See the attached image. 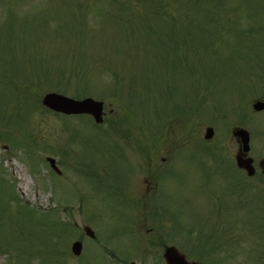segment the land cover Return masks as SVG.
I'll return each mask as SVG.
<instances>
[{"label":"rangeland","instance_id":"374dc122","mask_svg":"<svg viewBox=\"0 0 264 264\" xmlns=\"http://www.w3.org/2000/svg\"><path fill=\"white\" fill-rule=\"evenodd\" d=\"M175 1L174 8L165 10L176 22L172 28L163 21L162 11L154 9L159 11L157 16L153 10L147 11L154 21L150 27L126 36L129 39L121 44L123 49H113L115 55L110 56L104 41L118 44L121 36H116L117 42L110 40L116 33L128 35L141 28L136 22V11L142 7L122 8L121 0H0V118L6 116L8 121L0 120V132L9 131L12 136L9 141L0 139V264H108L110 260L86 236L82 237L81 254L74 256L70 252L72 241L81 234V226L91 223L104 243L111 241L131 251L134 242L138 243L136 236L140 246V240L146 246L144 239L148 242L153 236L147 229L153 227L151 231L159 234L156 227L161 223L150 214L153 193H147L143 179L161 172L170 155L178 152L175 172L169 174L161 191L167 210V232L205 242L215 233L214 227L219 226L228 242L224 250L211 244L213 264H233L229 254L234 251L230 250L238 245L245 251L253 248L255 253L264 249V243L257 238L249 241L248 230L254 225L257 231L253 232L259 231L257 219L264 218V204L258 205L256 199L247 202L251 186H264V182L260 183L264 176L249 178L236 170L238 143L230 134L238 126L250 132L248 155L258 173L257 162L264 157V109L253 111L251 103L257 98L264 100V82L257 86L256 81L251 84L247 78L252 74L256 79L257 72L264 75V69L258 71L264 63V0H227L228 5L221 10H214L212 2L216 0L201 2L192 10ZM136 3L143 6L145 2ZM7 20L11 23L8 26ZM81 20L85 34L73 39L71 30L75 32ZM55 25L60 31L53 36ZM34 26L40 27L39 31L45 28L43 44H37L25 55L16 35L21 29ZM150 28L158 30L162 39H169L166 45L173 48L168 55L172 67L163 70L161 65L159 80L153 77L152 68L145 67L159 66L150 53L160 40L157 42ZM144 29L150 35L140 37L143 41L134 40L136 34L142 36ZM189 37L185 53L180 46ZM177 39L178 45L173 47ZM135 49L148 54V58L143 61L144 57L134 55ZM162 56L161 51L159 57ZM30 62L35 64L32 72ZM143 70L166 89L168 96L172 95L174 107L179 105L176 113L156 119V112L164 115L169 112V105L167 98L162 97L163 91L156 90L159 85L150 82L145 89L144 80L140 79ZM45 71L55 73L45 75ZM118 76L120 97L114 92L113 80ZM84 81L89 94L82 92ZM235 82L240 86L236 87ZM132 88L138 97L137 106L133 96L125 99ZM48 91L73 98L89 95L103 101L104 121L99 127L115 132L114 138L111 136L114 141L100 135L92 119L64 118L43 107L40 100ZM200 97L209 104L195 105ZM196 106L200 113L195 112ZM13 108L15 114L8 112ZM213 110L219 114L214 111L213 115ZM118 121L124 123L118 125ZM206 126L214 130L209 140L203 138ZM154 136H159L158 140ZM147 143L148 154L144 150ZM62 149L67 152L66 166L57 162L62 159ZM44 156L55 158L59 175L45 164ZM124 156L129 163L128 177ZM148 158L150 176L140 171ZM94 174H98V180ZM244 185L248 189L239 191ZM259 196L264 198V193ZM129 199L137 203L143 200L144 205L135 207ZM129 218L135 223L131 225ZM55 222L61 226L66 223L65 234H60L61 226L56 228ZM55 234H59L58 241ZM168 241L177 243L175 237L165 242L169 244ZM154 250L145 260L161 257L155 255L159 247ZM240 254L235 256L236 262L242 258ZM194 257L195 254L191 259ZM118 258L142 264L135 251L120 253ZM246 263L255 264L250 252L249 257L243 258Z\"/></svg>","mask_w":264,"mask_h":264},{"label":"trees","instance_id":"16d2710c","mask_svg":"<svg viewBox=\"0 0 264 264\" xmlns=\"http://www.w3.org/2000/svg\"><path fill=\"white\" fill-rule=\"evenodd\" d=\"M135 1L136 2H145V3H148V5L144 6V4H145L144 3L143 6H139L136 2H134V0H124V2H122V0H121V5L123 6L122 8L129 9V10L133 6L142 7V10H140V8H137V11H136V15L139 17L138 19H136V22L138 24L143 25L145 27H150L149 24H151V22H154V21L150 20L151 15H147V11H151V10L154 11L153 15H155V13H157L159 11L160 12L162 11L161 13L164 14V16H165V17H163V21L167 24V27L172 28L174 26V24L176 23V22H174L172 15L165 11L167 8L169 9L171 7V9H172L175 7V3L172 4L173 0H135ZM205 1L206 0H176L175 2H178L177 5H180V3H181V5H182L181 7H186V8H189L190 10H192V9L200 7L202 5V3H204ZM216 3H219V4H216ZM241 4L242 3H239V5H241ZM227 5H228L227 0H216V2H212V6H214V10H216V9L221 10V9L225 8ZM143 9H144L145 13L143 12ZM154 9H158L159 11L154 10ZM198 14H201V13L198 12ZM155 16H157V14ZM166 17H169V18H166ZM80 18H84V17H80ZM45 20H47V19H45ZM6 22H7V26L11 24L9 20H7ZM80 23L83 27V24H84L83 21L82 20H81V22L78 21L77 25H76L77 27H76L75 32L73 30H71V32H72L70 34L71 38L76 39V38L82 36L83 34H85V32L81 30L82 27H80ZM224 26H225V24H224ZM57 28H59V26L55 25V32L58 31ZM25 29L29 30L30 32H34L35 34H37L40 37H43V35L46 33L45 28H43L41 31H39L40 27H38V26H34L33 28H25ZM138 30H140V29H134L133 32H131L127 36L132 35V34L134 35L136 32H138ZM149 31L151 34H156V31L152 28H150ZM27 34L28 33L26 31H24V37ZM148 34L149 33L146 30H144L142 36H139L138 34H136V36H134V40L136 38H138V40L143 41L140 37L146 38L147 37L146 35H148ZM169 34L172 35V31ZM186 34H187V32L185 33V35ZM24 39H26V38H24ZM122 39H123V37H122ZM156 39H157V42H159V40H160V43H156V45H158L160 50H162V54H165L168 56L169 51H171L173 49V48H170L171 50L168 49V46L166 45L167 43L169 44V39H168V41H166V40L162 39V37H158V36H156ZM189 39H190V37L188 38L187 41L184 40L182 46H180V47L184 48L185 53H187V51L189 49L188 48L189 45H187V43H190ZM38 40H40V39L38 38ZM181 40H183V39H180V41ZM178 41H179V39H177V43L173 47H176V45H178ZM144 43H146V40H144ZM134 55H140V56L144 57L143 60H146L145 57H148V54L144 55L143 52H140L137 49H135ZM158 62H159V65L161 64L163 66V68H165L167 65L166 61L164 62L163 60L158 59ZM171 62H173V61H171ZM52 72L51 71L50 72L45 71L44 74L45 75L48 73L52 74ZM56 85H58V84H56ZM250 196L252 198L256 199V193L252 192ZM254 229H255L254 231H257V228H254ZM252 232H253V228H252ZM259 232H260V230L258 232H255V234H257ZM249 252H250V256H252V259L255 262V264H264V256L261 253H259V252L255 253L254 249L250 250ZM235 256H236V254L232 255V258H234V261H235ZM235 263L241 264L239 260L237 262L235 261Z\"/></svg>","mask_w":264,"mask_h":264},{"label":"water","instance_id":"95a60500","mask_svg":"<svg viewBox=\"0 0 264 264\" xmlns=\"http://www.w3.org/2000/svg\"><path fill=\"white\" fill-rule=\"evenodd\" d=\"M42 103L58 112H63L67 114L71 113H89L94 117L96 122L102 121V103L100 101H95L91 98H84L81 100H75L67 96L57 94L54 92L46 93L42 98ZM264 107V103L261 101H256L253 104V108L256 110H261ZM212 129L207 128L205 137L209 138L212 136ZM233 135L239 138L240 141V151L247 153L249 150V135L245 129L239 128L233 130ZM53 164V160L49 159ZM236 165L243 168L248 175L254 174V167L252 165L251 157H243L241 154L236 155ZM259 166L264 172V158L259 161ZM81 250V243L76 241L72 244V251L74 254H79ZM164 257L168 264H187L184 263V258L178 254L172 247L167 248ZM181 261V263H180Z\"/></svg>","mask_w":264,"mask_h":264},{"label":"flooded vegetation","instance_id":"af4514ba","mask_svg":"<svg viewBox=\"0 0 264 264\" xmlns=\"http://www.w3.org/2000/svg\"><path fill=\"white\" fill-rule=\"evenodd\" d=\"M146 154L150 153V143H148V145L146 146ZM125 158V161H126V164L129 165V163L127 162L126 160V157H123ZM151 163V159L148 158V161L145 165V168L144 167H141L140 171L142 172H146V176H150L152 173V168H147V165ZM145 163H143L144 165ZM151 165V164H150ZM136 171V169L134 170ZM143 183L145 185V189L147 191V193L150 192V190H152V196H151V199H152V208L154 207V205L156 204V197L157 195L154 194V192L157 190V184L154 183V179L153 178H150V177H145L143 179ZM158 200V199H157ZM131 202L135 205V206H143V200H140L139 203H137L135 200L131 199ZM150 214L152 215L153 219L156 220L157 223H162L161 221V217L159 216V213L158 212H155L154 209H151L150 210ZM133 229L137 230L136 226L134 228L133 226ZM154 228L153 227H150L147 229L148 233L151 232V234H153L152 238L148 239V242H147V239H144V241H146V246L137 252V255L141 257L140 259V263L142 264H165L164 263V260L162 257H158V258H155V260H151V259H147L145 260V256L146 257H149L151 256L150 253L151 251H153L155 253V248L159 247V251L155 254L157 256H162V253L163 251L165 250V248L168 246L167 243L165 242L166 239L165 237L162 235V229H163V226H161V224L158 225V227H156V229L160 232L159 234L162 235L163 237H161L158 233H156L155 231H151L153 230ZM141 233L139 232V235ZM165 240V241H164ZM160 247H161V252H160ZM154 248V249H153ZM188 260H192V259H188ZM133 260H130L129 262H126L124 260H118V264H135L134 261L132 262Z\"/></svg>","mask_w":264,"mask_h":264}]
</instances>
